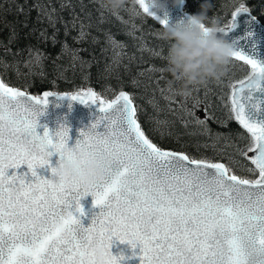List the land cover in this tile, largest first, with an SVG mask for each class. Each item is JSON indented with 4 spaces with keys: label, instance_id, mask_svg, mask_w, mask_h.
I'll list each match as a JSON object with an SVG mask.
<instances>
[{
    "label": "snow or ice",
    "instance_id": "1",
    "mask_svg": "<svg viewBox=\"0 0 264 264\" xmlns=\"http://www.w3.org/2000/svg\"><path fill=\"white\" fill-rule=\"evenodd\" d=\"M136 3L152 17L145 0ZM242 13L251 14L244 3L231 14L228 28H221L222 35L227 37ZM167 22L159 20L162 27ZM233 44L231 60L250 67L228 86L230 112L249 134L244 147L236 146L249 162L241 165L244 174L233 167L239 163L233 157L223 163L157 144L139 122L132 96L120 91L99 101L104 115L81 131L83 139L74 146L111 160L105 180L92 192L94 204L106 211L88 228L78 217L83 214L79 182L53 184L35 171L49 164L54 152L64 159L70 128L61 124L38 134L40 98L0 79V264H87L88 250L100 241L110 249L113 238L133 248L139 243L141 264H264V122L246 115L247 106L259 110L253 93L261 90L264 62ZM86 95L97 96L91 90ZM101 124L105 131H96ZM25 164L35 182L8 175L9 168ZM111 264H119L114 255Z\"/></svg>",
    "mask_w": 264,
    "mask_h": 264
},
{
    "label": "trees",
    "instance_id": "2",
    "mask_svg": "<svg viewBox=\"0 0 264 264\" xmlns=\"http://www.w3.org/2000/svg\"><path fill=\"white\" fill-rule=\"evenodd\" d=\"M241 3L264 22V0H185V9L196 14L203 5L209 23L224 25ZM162 31L131 3L114 14L99 0H0V79L36 94L89 87L110 98L125 91L157 144L223 163L233 157L243 175L241 165L249 162L236 146L244 147L249 134L230 112L228 86L249 66L231 60L193 97L177 96L162 71L169 43Z\"/></svg>",
    "mask_w": 264,
    "mask_h": 264
},
{
    "label": "clouds",
    "instance_id": "3",
    "mask_svg": "<svg viewBox=\"0 0 264 264\" xmlns=\"http://www.w3.org/2000/svg\"><path fill=\"white\" fill-rule=\"evenodd\" d=\"M183 0H145L149 13L155 20L167 19L162 38L169 42L165 66L162 69L170 77L169 87L177 96L191 98L195 89L209 79H218L222 69L228 65L235 52V46L221 34L218 20L208 22L207 11L201 5L200 12L188 15L186 19L169 22V6H179ZM102 7L118 12L125 3L136 4V0H99ZM207 25V28L202 27ZM110 159H98L83 150L67 145L66 155L53 167V184L65 186L73 181L80 185L81 198L92 196L95 185L102 183L110 166ZM112 252L105 241L91 247L84 259L87 264H111Z\"/></svg>",
    "mask_w": 264,
    "mask_h": 264
},
{
    "label": "water",
    "instance_id": "4",
    "mask_svg": "<svg viewBox=\"0 0 264 264\" xmlns=\"http://www.w3.org/2000/svg\"><path fill=\"white\" fill-rule=\"evenodd\" d=\"M136 5L139 8L137 3ZM169 12V22L186 19L188 15H191L190 12L184 9V0L179 6L173 7L170 5ZM253 17L255 16L252 13L240 14L236 18L235 28L228 33L226 38L232 43L236 42L238 50H242L253 56L255 59L264 62V24L258 18L255 17V19H253ZM155 21L159 24L157 20ZM230 23L231 18L227 24L221 27L227 29ZM249 33H252L253 35L249 36ZM17 89L23 91L28 96L40 98L42 101L41 107L44 109L42 114L38 117L36 132L43 135L45 127H47L51 133L63 124L70 128L69 139L67 142L69 147H74L78 139H83L80 134L81 131H86L98 117L104 115V113L100 111V106L98 105L99 101L103 98L97 95L95 100H93V98L86 95L88 90L97 94V92L93 89L87 88L75 92L44 91L39 95L31 94V92H27L26 90L20 88ZM45 93H50L51 95L45 97ZM72 95H76L78 98L76 100L68 98ZM253 97L254 103L257 101L260 103L259 110L254 107L247 106L246 115L251 121H255L257 123L264 122V81L261 82V90L254 92ZM103 100L110 101L106 99ZM44 101H47V103H43ZM81 101H83V103ZM245 103L247 104L246 101ZM96 131L104 132L105 128L103 124H101ZM60 159L61 157L59 153L54 152L53 155L49 157V164L44 165L43 167H38L35 170L37 175L45 179H52L51 168L57 167ZM13 174H16L17 176H24L26 183L35 182L36 179V177L32 176L26 164L21 165L19 168H9L8 175L12 176ZM80 204L83 208V214H78V217L84 228L91 226L93 219L102 211H106V209H102L100 206L94 204L93 197L91 195L81 199ZM110 251L119 259V264H141L142 251L139 243H137L136 247L133 248L129 243H122L118 239L113 238Z\"/></svg>",
    "mask_w": 264,
    "mask_h": 264
}]
</instances>
